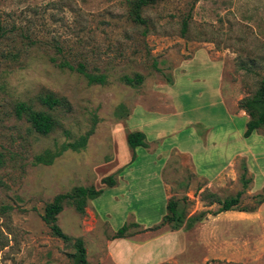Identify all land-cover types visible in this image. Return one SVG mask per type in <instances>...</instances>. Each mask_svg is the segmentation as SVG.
<instances>
[{"label":"rangeland","instance_id":"374dc122","mask_svg":"<svg viewBox=\"0 0 264 264\" xmlns=\"http://www.w3.org/2000/svg\"><path fill=\"white\" fill-rule=\"evenodd\" d=\"M127 3L0 0V264H78L77 239L86 264H109L108 242L121 227L138 240L172 230L176 222L169 220L152 230L165 212L158 173L165 154L179 160L171 147L192 149V140L185 139L187 131L177 140L156 141L155 134L185 121L208 124L217 140L223 130L235 134L225 139L232 165L228 177L215 183L220 193L200 192L202 182L185 171L174 177L173 183L185 189L170 199H177L176 215L200 223L215 214L217 202L239 195L232 211L258 214L241 224L245 254L231 264H264V130L243 138L250 117L238 108L264 79V0H161L141 13L147 26L131 21ZM79 66L87 75L104 76V83L89 84ZM219 71L226 96L232 86L233 111L212 90L219 86ZM137 76L139 85L125 84V78ZM174 83L181 114L157 119L147 105L166 100ZM197 92L203 94L199 100ZM50 93L66 105L43 106L39 98ZM21 103L52 116L53 131L36 134L26 117L16 115ZM239 111L245 118L231 113ZM132 132L143 133L148 144L130 149L125 137ZM82 138L85 145L74 150L71 145ZM218 152L215 148L210 160L201 150L195 157L202 166H223ZM109 176L113 189L103 183ZM190 182L195 189L187 195ZM77 187L102 194L87 201L83 215L63 204L54 225L66 241L53 235L42 217L54 197Z\"/></svg>","mask_w":264,"mask_h":264},{"label":"crops","instance_id":"0c3cea01","mask_svg":"<svg viewBox=\"0 0 264 264\" xmlns=\"http://www.w3.org/2000/svg\"><path fill=\"white\" fill-rule=\"evenodd\" d=\"M204 58L206 62L216 64L209 57L206 56ZM217 80L219 86L212 90L218 94V97L224 101V103L229 102L231 104V110L233 111L236 106H234L235 95L231 94L232 86L229 87L228 96H226L222 88L223 75L220 71ZM174 86L175 83L168 85L171 93L166 96V100L161 99L162 101H160V103L154 102L151 105H147L148 107L146 110L148 112H155L157 119L163 120L166 118H175L178 115L180 116V106L176 104L174 98L177 95L172 91ZM202 95V92H197L195 97L199 100ZM144 106L146 107V105ZM239 112L240 113H231L234 116L237 115L245 118L243 115H240L242 114L241 111ZM246 123L247 121L245 119V130ZM198 127L203 128L202 134H198ZM186 131L185 139L187 141L192 140V149H187L186 147L181 148L180 144L171 147L169 151L175 150L179 156V160L177 161L171 158L169 153L165 154V160L162 162L160 172L158 173V175H160V182L164 195L165 212H162L157 217L154 224L160 223L164 216L167 215L166 206L168 201L172 199L173 196L177 197V195L185 191V189L179 187V184L173 183L174 177H179V175L185 171V173L191 177V180L193 177L194 181L202 182L203 186L200 192L207 189L212 193H220L221 189L215 183L221 180V178H224V176L225 178L228 177L227 172L231 169L232 154L225 153L230 149V144L225 143V139L235 134L231 132L230 129L221 131L219 133L220 138L217 140L208 124L200 121H185L182 125L174 124L159 129L156 131L155 140L161 141L171 136L175 137L177 140V136ZM125 139L127 138L125 137ZM145 143L148 144V142ZM215 148L219 150L218 157H221V153L223 154V166H202L198 164L199 162L195 157V153L199 150L204 151L203 157L210 160L212 157L211 153L215 151ZM162 153H164V151H162ZM166 172H169V174H167V176L169 175V183L165 180ZM182 185H184V183H182ZM194 187L195 184L193 182L187 184V195H189L190 191L195 189ZM113 188L115 187H112V189ZM175 200L177 201L176 198ZM216 204L217 203L213 204L210 208H215ZM217 205L219 208L220 205ZM257 214L258 213L247 214L245 212L228 211L215 216L208 215L200 223L191 222L190 219L192 217L187 216L183 219L177 230H165L141 240H138L140 238H133V236H125L124 238L111 240L108 242L106 259L109 264H231L235 262V260L242 259L241 257L245 254L244 248H241L242 244L240 241L244 239L242 235L245 234L243 231H245L246 228H242L241 224H246L248 219L253 220V216ZM259 220L262 225V220ZM262 237L264 236L260 238ZM232 241L237 242L233 243ZM189 254H194V259L188 258L186 261L184 257Z\"/></svg>","mask_w":264,"mask_h":264},{"label":"trees","instance_id":"16d2710c","mask_svg":"<svg viewBox=\"0 0 264 264\" xmlns=\"http://www.w3.org/2000/svg\"><path fill=\"white\" fill-rule=\"evenodd\" d=\"M161 0H127V7L129 8V16L131 21L134 24L147 26L148 21L142 17V12L147 7L157 4ZM194 3L199 0H193ZM188 27V20L184 19L182 21V31L185 33ZM69 70H73L72 67H68ZM77 71L83 74L87 79L89 84H100L102 85L105 81L104 76H91L85 73L84 67L79 66ZM125 84L129 86H136L142 82L140 77H136L131 80V78H125ZM39 102L46 106L48 109H53L57 106L66 105L63 99L54 97L53 95L46 94L39 98ZM238 108L244 111L250 117V120L246 123V130L244 132V138H249L254 131L258 129L264 130V79L260 82V87L256 90L255 94L251 98H243L238 103ZM16 115L18 117H26L27 122L30 124L32 130L41 136H46L51 133L56 126V121L52 116L45 112L34 111L31 106L21 103L18 104L15 108ZM127 144L130 149H135L137 147L146 146L145 136L143 133L134 132L127 135ZM86 138H82L77 145H71L74 150H77L79 147L85 145ZM1 161V159H0ZM48 161L47 163L49 164ZM103 183L107 187L112 188L115 185V181L112 176L106 177L103 179ZM102 194V190H96L94 188H84L77 187L71 193L62 194L54 197L53 201L45 207L44 215L42 217L43 221L50 227L53 235L62 238L66 241H70L68 238L63 236L58 228L54 225L55 216L61 212L63 204H67L74 208V210L83 215L84 209L86 207L88 200H94ZM239 195L232 199L223 200L221 203L217 202L220 207L215 212L214 215H217L222 212L232 211L239 203ZM264 200V199H263ZM177 201L169 200L166 206L167 215L164 216L162 222L159 226L154 227L152 230L160 229L167 220L170 223L176 222L175 227L172 230H177L184 218H179L176 215L178 211V206L176 205ZM177 207V208H176ZM171 214V215H170ZM170 215V216H169ZM191 222H194V218L190 219ZM137 227V225H134ZM128 230L127 226L121 227L112 237V239L124 238ZM75 249L79 255L78 264H86L85 259V250L83 248V243L81 239H77L74 243Z\"/></svg>","mask_w":264,"mask_h":264}]
</instances>
